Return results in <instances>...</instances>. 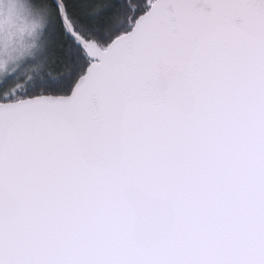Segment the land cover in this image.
Listing matches in <instances>:
<instances>
[{
	"label": "snow or ice",
	"instance_id": "6c2138e0",
	"mask_svg": "<svg viewBox=\"0 0 264 264\" xmlns=\"http://www.w3.org/2000/svg\"><path fill=\"white\" fill-rule=\"evenodd\" d=\"M32 5L9 72L0 3V264H264V0Z\"/></svg>",
	"mask_w": 264,
	"mask_h": 264
},
{
	"label": "rangeland",
	"instance_id": "374dc122",
	"mask_svg": "<svg viewBox=\"0 0 264 264\" xmlns=\"http://www.w3.org/2000/svg\"><path fill=\"white\" fill-rule=\"evenodd\" d=\"M0 3H3L4 5L3 12L5 17L7 15V6L9 4L14 3L21 9L18 16L15 18L16 27L11 29L10 39L13 42V45H18L20 43L32 45L28 54L21 57L18 61L8 65L7 70L9 72H16L20 66L30 58V56L34 57L36 53L46 48L48 38L44 34V23L41 22L40 15L32 9L33 7H30L26 0H0ZM33 22H36L39 25L35 33H30L28 31L20 33L18 31L19 28H25L26 25H31ZM2 51L3 42L0 41V52ZM44 70V62L41 61L39 63L29 65L25 71L21 72V76H37L42 74ZM2 71L3 70H0V74H2ZM23 83H27V80H24Z\"/></svg>",
	"mask_w": 264,
	"mask_h": 264
},
{
	"label": "trees",
	"instance_id": "16d2710c",
	"mask_svg": "<svg viewBox=\"0 0 264 264\" xmlns=\"http://www.w3.org/2000/svg\"><path fill=\"white\" fill-rule=\"evenodd\" d=\"M27 1V3L30 5V7H33V5H32V0H26ZM33 9V8H32ZM41 75V74H40Z\"/></svg>",
	"mask_w": 264,
	"mask_h": 264
}]
</instances>
